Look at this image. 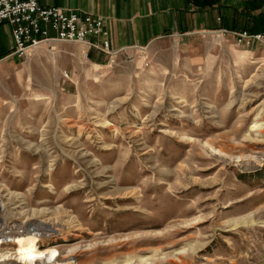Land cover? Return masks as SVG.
I'll return each instance as SVG.
<instances>
[{"label":"rangeland","instance_id":"1","mask_svg":"<svg viewBox=\"0 0 264 264\" xmlns=\"http://www.w3.org/2000/svg\"><path fill=\"white\" fill-rule=\"evenodd\" d=\"M222 20L115 58L7 59L0 26V220L20 234L3 259L32 264L35 236L57 264H264V49Z\"/></svg>","mask_w":264,"mask_h":264},{"label":"built area","instance_id":"2","mask_svg":"<svg viewBox=\"0 0 264 264\" xmlns=\"http://www.w3.org/2000/svg\"><path fill=\"white\" fill-rule=\"evenodd\" d=\"M2 25L11 29L14 41L10 55L12 58L23 59L34 49L62 42L81 44L86 47L88 54L96 51L108 58L116 57L105 21L90 14L81 15L66 8L42 6L38 0H0V26ZM221 32L232 34L238 47L260 46L264 49V26L257 33L229 30ZM2 208L0 203V212ZM19 237V233L0 220V264H12L3 259V256H6L4 253L9 249H13L16 256V240ZM13 264L21 263L17 260Z\"/></svg>","mask_w":264,"mask_h":264},{"label":"crops","instance_id":"3","mask_svg":"<svg viewBox=\"0 0 264 264\" xmlns=\"http://www.w3.org/2000/svg\"><path fill=\"white\" fill-rule=\"evenodd\" d=\"M38 1L42 6L66 8L81 15L90 14L103 19L110 33L111 48L116 52V57L127 50H139L144 54L147 49L157 48L159 43L167 37L166 34L213 31L217 27L216 22H213L214 16L220 13L218 9L212 7L200 10L195 3L200 0ZM222 1L228 2L226 5H233L231 0ZM261 11H264V8ZM259 13L260 11L254 15L257 16ZM226 14L222 13L221 15ZM218 18L220 19V17ZM237 22L240 23L239 18ZM243 23L244 21L241 22V24ZM46 46L51 47L52 45ZM93 52L96 51L90 52L91 55ZM96 53L107 57L104 54ZM6 55L8 59L11 53Z\"/></svg>","mask_w":264,"mask_h":264},{"label":"trees","instance_id":"4","mask_svg":"<svg viewBox=\"0 0 264 264\" xmlns=\"http://www.w3.org/2000/svg\"><path fill=\"white\" fill-rule=\"evenodd\" d=\"M200 10L212 7L218 9L219 12L227 13L222 16V25L220 29L229 31H249L251 33L260 32L264 26V0H243L238 5H226L222 0H200L195 2ZM260 13L255 16L256 12ZM240 18L244 23L241 25L237 22ZM222 19V18H221ZM224 22V24H223ZM91 58V53L88 55Z\"/></svg>","mask_w":264,"mask_h":264},{"label":"bare ground","instance_id":"5","mask_svg":"<svg viewBox=\"0 0 264 264\" xmlns=\"http://www.w3.org/2000/svg\"><path fill=\"white\" fill-rule=\"evenodd\" d=\"M221 34L219 35V37ZM86 48V47H85ZM137 193H129L128 197ZM72 224L74 221H71ZM19 239V238H18ZM39 239L35 236L24 237L18 241V247L22 249V257L28 263L57 264L58 253L56 250L42 251L39 246ZM20 251V250H19Z\"/></svg>","mask_w":264,"mask_h":264}]
</instances>
